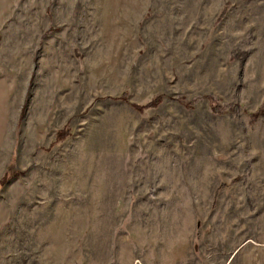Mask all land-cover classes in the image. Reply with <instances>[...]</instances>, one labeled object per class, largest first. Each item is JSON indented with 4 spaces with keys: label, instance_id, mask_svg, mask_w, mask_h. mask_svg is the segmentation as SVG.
I'll use <instances>...</instances> for the list:
<instances>
[{
    "label": "rangeland",
    "instance_id": "374dc122",
    "mask_svg": "<svg viewBox=\"0 0 264 264\" xmlns=\"http://www.w3.org/2000/svg\"><path fill=\"white\" fill-rule=\"evenodd\" d=\"M258 244L264 0H0V264Z\"/></svg>",
    "mask_w": 264,
    "mask_h": 264
},
{
    "label": "crops",
    "instance_id": "0c3cea01",
    "mask_svg": "<svg viewBox=\"0 0 264 264\" xmlns=\"http://www.w3.org/2000/svg\"><path fill=\"white\" fill-rule=\"evenodd\" d=\"M242 264H264V244H258L243 253Z\"/></svg>",
    "mask_w": 264,
    "mask_h": 264
},
{
    "label": "trees",
    "instance_id": "16d2710c",
    "mask_svg": "<svg viewBox=\"0 0 264 264\" xmlns=\"http://www.w3.org/2000/svg\"><path fill=\"white\" fill-rule=\"evenodd\" d=\"M224 9L226 10V7ZM211 109L215 112H220L219 107L216 103L211 105Z\"/></svg>",
    "mask_w": 264,
    "mask_h": 264
}]
</instances>
